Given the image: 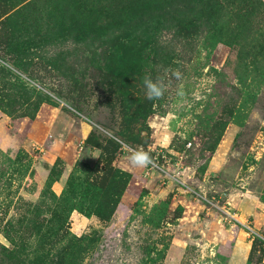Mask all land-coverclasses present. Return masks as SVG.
<instances>
[{
    "label": "rangeland",
    "instance_id": "rangeland-1",
    "mask_svg": "<svg viewBox=\"0 0 264 264\" xmlns=\"http://www.w3.org/2000/svg\"><path fill=\"white\" fill-rule=\"evenodd\" d=\"M244 199L264 0H0V264H264Z\"/></svg>",
    "mask_w": 264,
    "mask_h": 264
},
{
    "label": "clouds",
    "instance_id": "clouds-1",
    "mask_svg": "<svg viewBox=\"0 0 264 264\" xmlns=\"http://www.w3.org/2000/svg\"><path fill=\"white\" fill-rule=\"evenodd\" d=\"M143 83L147 85L148 91L145 93L149 100L159 98L163 93L156 84L152 83L149 77H145ZM128 161L133 167H144L150 162L148 153L138 150H131Z\"/></svg>",
    "mask_w": 264,
    "mask_h": 264
},
{
    "label": "crops",
    "instance_id": "crops-1",
    "mask_svg": "<svg viewBox=\"0 0 264 264\" xmlns=\"http://www.w3.org/2000/svg\"><path fill=\"white\" fill-rule=\"evenodd\" d=\"M238 208L243 210L242 214L244 216L251 217V223H253L257 229L264 231V213L257 203L244 199L240 201Z\"/></svg>",
    "mask_w": 264,
    "mask_h": 264
},
{
    "label": "trees",
    "instance_id": "trees-1",
    "mask_svg": "<svg viewBox=\"0 0 264 264\" xmlns=\"http://www.w3.org/2000/svg\"><path fill=\"white\" fill-rule=\"evenodd\" d=\"M135 18L140 19V22H139L140 24L135 27V32H138V37H140V36L144 35L146 32V28L144 26L146 24H150L152 21L151 20V12L147 8L146 4H142L141 8L136 10ZM130 38L132 39L133 37H130ZM128 41H130V40L128 39ZM96 210L98 211V208L95 209V211Z\"/></svg>",
    "mask_w": 264,
    "mask_h": 264
},
{
    "label": "built area",
    "instance_id": "built-area-1",
    "mask_svg": "<svg viewBox=\"0 0 264 264\" xmlns=\"http://www.w3.org/2000/svg\"><path fill=\"white\" fill-rule=\"evenodd\" d=\"M222 214H223L222 215L223 216V219L225 221L237 223V224H239V225H241V226L244 227L243 222L241 220H239V218L236 216V214L230 213V212H228L226 210H224V211L222 210Z\"/></svg>",
    "mask_w": 264,
    "mask_h": 264
}]
</instances>
